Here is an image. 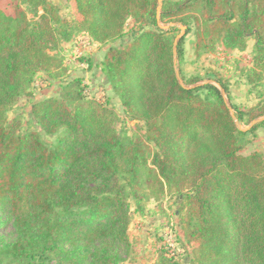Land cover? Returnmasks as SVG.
I'll return each mask as SVG.
<instances>
[{
    "label": "trees",
    "instance_id": "obj_1",
    "mask_svg": "<svg viewBox=\"0 0 264 264\" xmlns=\"http://www.w3.org/2000/svg\"><path fill=\"white\" fill-rule=\"evenodd\" d=\"M12 2L10 13L0 6V264H121L131 208L142 213L167 194L182 198L181 224L195 244L189 264H264V156L242 152L264 120L239 128L264 116V102L232 105L233 117L226 83L181 82L179 28L159 27V0H68L71 20L48 0ZM130 18L139 29L114 45ZM160 20L193 24L198 54L217 41L245 50L253 37L249 82L264 80V0H163ZM73 31L111 44L102 70L145 134L123 139L115 109L86 97L79 77L32 105L53 144L9 120L39 72L59 74L54 51ZM157 264L182 263L161 249Z\"/></svg>",
    "mask_w": 264,
    "mask_h": 264
},
{
    "label": "rangeland",
    "instance_id": "obj_2",
    "mask_svg": "<svg viewBox=\"0 0 264 264\" xmlns=\"http://www.w3.org/2000/svg\"><path fill=\"white\" fill-rule=\"evenodd\" d=\"M48 1L59 8L62 16L68 20L73 18L75 12L68 0ZM0 6L8 13L14 8L12 0H0ZM165 25L179 28L177 36L181 33V23L170 22ZM138 29L135 20L130 18L125 26V34L114 45L121 46L131 41ZM182 38L183 58L176 62L180 77H198V83L211 82L218 87L219 81L226 83L230 90L229 95L225 94L226 101L239 110H248L264 102V80L253 84L248 77L249 69L253 66V37L248 38L245 50L229 48L217 41L212 50H202L200 54L196 51L193 24L187 27ZM110 46L109 43L94 41L86 33L73 31L70 38L62 40L54 51L63 58V68L59 69V74L53 77L45 71L39 72L29 94L22 95L10 108L9 120L18 119L21 122L19 132L38 130L48 144H53L56 136L47 135L41 130L33 116L32 105L46 97L59 96L62 83L79 77L83 79L86 97L104 102L115 109L119 117L116 128L123 139L145 134L143 123L129 118L126 108L102 70L101 63ZM242 126L246 127L248 124ZM243 142L246 145L243 153L249 154L257 150L264 156V126L244 137ZM181 204V197L167 194L161 200H149L142 213L133 206L129 227L131 247L124 254L121 264H157L161 249L168 250L182 264H189L195 244L187 242L185 238L181 224Z\"/></svg>",
    "mask_w": 264,
    "mask_h": 264
},
{
    "label": "water",
    "instance_id": "obj_3",
    "mask_svg": "<svg viewBox=\"0 0 264 264\" xmlns=\"http://www.w3.org/2000/svg\"><path fill=\"white\" fill-rule=\"evenodd\" d=\"M162 5H163V0H159V5H158V7H157V19H158V23H159V27H160V28H162V29H168V28H169V25H165V24H163V23L161 22V20H160V15H161V12H162ZM180 28H181V33L176 37V39H175V43H174L175 62H177V59H176V57H177V46H178V43L180 42V40L182 39V37L185 35V33H186V29H187V26L181 24V25H180ZM177 75H178L180 81L182 82V79H181L180 76H179V71H178V69H177ZM198 84H201V83H198ZM198 84H195V85L189 86L188 88H190V87H194V86H196V85H198ZM220 89H221V92H222V94H223V96H224V99H225V101H226V97H225L226 92H225V90H224L223 88L220 87ZM226 103H227V101H226ZM227 105H228V107H229V110H230L232 116L235 117V111H234L233 107H232L231 105H229L228 103H227ZM262 120H264V116L255 119L250 125H248V126H246V127H243L242 124H239V128L242 129V130H248V129H250L253 125L259 123V122L262 121Z\"/></svg>",
    "mask_w": 264,
    "mask_h": 264
}]
</instances>
